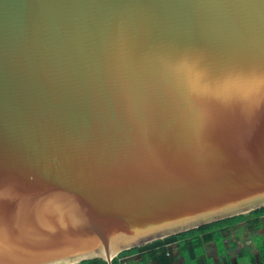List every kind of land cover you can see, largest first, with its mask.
I'll use <instances>...</instances> for the list:
<instances>
[{"label": "water", "instance_id": "obj_1", "mask_svg": "<svg viewBox=\"0 0 264 264\" xmlns=\"http://www.w3.org/2000/svg\"><path fill=\"white\" fill-rule=\"evenodd\" d=\"M261 207L264 0H0V264Z\"/></svg>", "mask_w": 264, "mask_h": 264}, {"label": "trees", "instance_id": "obj_2", "mask_svg": "<svg viewBox=\"0 0 264 264\" xmlns=\"http://www.w3.org/2000/svg\"><path fill=\"white\" fill-rule=\"evenodd\" d=\"M264 207L215 221L200 227L177 233L151 243L124 250L114 258L113 264H118L120 257L138 253L141 261H151L154 264H174L171 245H179V252L184 259L183 264H198L202 257L207 264H264ZM244 224L250 235L251 248L245 246V253L230 250L233 241L229 239L230 229ZM227 233V235L225 234ZM227 243H225V240ZM215 242L218 245V254L208 256L206 246ZM76 264H106L103 259H89Z\"/></svg>", "mask_w": 264, "mask_h": 264}, {"label": "crops", "instance_id": "obj_3", "mask_svg": "<svg viewBox=\"0 0 264 264\" xmlns=\"http://www.w3.org/2000/svg\"><path fill=\"white\" fill-rule=\"evenodd\" d=\"M243 228L245 229V226L242 227V229H240V230H244ZM232 230H236V233H240V232H238L239 229H236L235 227H233ZM261 233H263V232H261ZM248 236H249V234H248ZM225 243H227V240H225ZM173 244H175V246L171 247V251L173 252V256H174V264H183L184 259L179 252V245L177 242H175ZM231 248H230V250H232ZM218 249H219L218 245L215 242H212V243L207 244L206 253L208 256H214V255L218 254ZM120 260H122L125 264H154L155 263L153 260L142 262L141 257L138 253L131 254V255H124V256L120 257ZM198 264H207V261L205 258L202 257L201 259L198 260Z\"/></svg>", "mask_w": 264, "mask_h": 264}, {"label": "rangeland", "instance_id": "obj_4", "mask_svg": "<svg viewBox=\"0 0 264 264\" xmlns=\"http://www.w3.org/2000/svg\"><path fill=\"white\" fill-rule=\"evenodd\" d=\"M244 226H245L244 224H241L239 226H235L236 229H239L238 232H240V233H236V230H232L233 227H232V229L229 230L230 231L229 239H231L233 241V246L231 249L236 250L238 252H242V253H245V248H244L245 246H248V248H251L250 235L248 236V234H249L248 229L245 226V229L243 228L244 230H240ZM260 232L264 233V228L261 229ZM225 234L227 235V233H225ZM229 239L227 238L226 240H229Z\"/></svg>", "mask_w": 264, "mask_h": 264}, {"label": "built area", "instance_id": "obj_5", "mask_svg": "<svg viewBox=\"0 0 264 264\" xmlns=\"http://www.w3.org/2000/svg\"><path fill=\"white\" fill-rule=\"evenodd\" d=\"M174 246H175V244L172 245V247H174ZM115 257H117V255L114 256V257H112V259H111L112 261L111 262H108L107 260H105L106 261V264H113V260H114ZM118 264H125V263L122 260L119 259Z\"/></svg>", "mask_w": 264, "mask_h": 264}]
</instances>
